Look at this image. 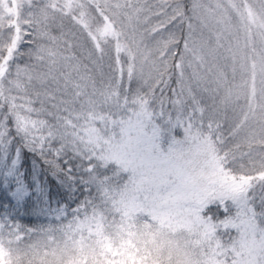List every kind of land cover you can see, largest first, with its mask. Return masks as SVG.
<instances>
[{
    "label": "snow or ice",
    "instance_id": "obj_1",
    "mask_svg": "<svg viewBox=\"0 0 264 264\" xmlns=\"http://www.w3.org/2000/svg\"><path fill=\"white\" fill-rule=\"evenodd\" d=\"M166 4L0 0V176L27 193L19 136L98 192L57 225L0 219V264H264V0Z\"/></svg>",
    "mask_w": 264,
    "mask_h": 264
},
{
    "label": "trees",
    "instance_id": "obj_2",
    "mask_svg": "<svg viewBox=\"0 0 264 264\" xmlns=\"http://www.w3.org/2000/svg\"><path fill=\"white\" fill-rule=\"evenodd\" d=\"M149 1V3H148ZM159 0H142L147 6L151 7L153 11H158ZM193 0H173L171 6L182 8L186 16H191V7ZM157 4V5H156ZM156 5V6H155ZM160 16H153L150 24H155L158 20L162 19ZM179 22L178 29L173 27V23L168 25L165 32L167 39L168 32L174 33L175 37L180 41V47L177 52L182 51L183 40L187 34V22ZM195 27H198L196 21H192ZM149 25H143L148 27ZM176 29V30H174ZM197 33L198 30H197ZM54 35H59L56 30H53ZM45 42V41H38ZM28 46H22L21 50H26ZM153 47V46H152ZM152 49V48H151ZM178 58V57H177ZM26 62V61H22ZM175 63V59L171 61ZM91 69L93 75L99 82L101 79H107L111 75L107 63L102 67ZM171 88L177 87V77L173 74L170 82ZM140 86L137 81H133L132 89ZM159 95V91H157ZM171 96V92H168ZM231 115V113H229ZM10 135L15 136L16 133L12 132ZM58 146V145H56ZM20 148V171L23 172V181L27 187V193L20 197L17 195V187L14 178H7L0 176V205L3 207L7 205L5 216L10 217L9 222L20 221L24 227H31L33 229H41L51 225L67 222L72 219L74 208L78 206L82 200L89 198H96L98 195L95 186H89L82 181L87 180L85 175L84 163L68 151L58 161L53 162L51 155L46 158L42 157L36 151H30L24 147L23 141L19 136L13 140L11 151L14 153L16 148ZM67 161V162H65ZM114 165H109V169ZM71 167L72 172L68 173L67 169ZM101 175L110 174L108 169L101 168ZM2 209V210H1ZM0 209V219H2L4 208ZM216 215L223 216V213L216 208L210 209ZM61 212L67 213L66 217L60 215Z\"/></svg>",
    "mask_w": 264,
    "mask_h": 264
},
{
    "label": "rangeland",
    "instance_id": "obj_3",
    "mask_svg": "<svg viewBox=\"0 0 264 264\" xmlns=\"http://www.w3.org/2000/svg\"><path fill=\"white\" fill-rule=\"evenodd\" d=\"M172 2H173V0H167V4H166V7H167V11H168V13L169 14H171V10H172V8H175L174 6L172 7L171 6V4H172ZM204 2L205 3H207V0H204ZM148 3H149V1H148ZM164 3V0H159L158 2H157V4H159V6L161 5V4H163ZM156 4V5H157ZM155 5V6H156ZM159 10V9H158ZM178 25H179V22L176 20V21H173V27L174 28H176V29H178L179 27H178ZM198 25V27H196V29L198 30V32L200 31V26H199V24H197ZM178 27V28H177ZM176 29H174V30H176ZM163 36L165 37L166 36V33H164L163 34ZM161 37L159 36V35H155V36H151V37H148V36H146L145 37V43L147 44V46L149 47V48H152V49H155L156 47H157V44H156V41L157 40H159ZM153 46V47H152ZM153 59L155 58V56H153L152 57ZM145 71L147 72L148 71V68L146 67L145 68ZM84 201L85 200H82V202L80 203V204H82V203H84ZM79 204V205H80ZM78 205V206H79ZM78 206H76L75 208H74V210L78 207ZM7 205H4L3 207L0 205V209L1 208H4V210H3V215H1L2 216V219L3 220H7V221H9V219H10V217H8V216H5V213H6V210H7ZM2 210V209H1ZM16 224H18L20 227H22V228H24V229H33V228H31V227H24V225L20 222V221H14Z\"/></svg>",
    "mask_w": 264,
    "mask_h": 264
}]
</instances>
